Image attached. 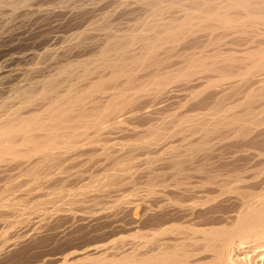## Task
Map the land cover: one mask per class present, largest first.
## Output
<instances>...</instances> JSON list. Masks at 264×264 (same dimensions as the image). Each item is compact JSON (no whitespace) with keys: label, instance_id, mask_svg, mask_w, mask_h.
I'll return each mask as SVG.
<instances>
[{"label":"bare ground","instance_id":"1","mask_svg":"<svg viewBox=\"0 0 264 264\" xmlns=\"http://www.w3.org/2000/svg\"><path fill=\"white\" fill-rule=\"evenodd\" d=\"M0 1V4H2L3 1L6 7L10 6L13 9L11 12L20 11L19 9H22L21 11L24 13L23 15L25 16V14H27L25 17H27L29 20L31 18L30 16L33 15L35 17V11L37 12V10L31 9L37 0ZM64 1L65 0L62 2ZM77 1L78 3L81 2L79 5L76 2L74 4V6L77 4V6H75L77 11L74 8V11L76 12L73 10H70L71 12H69L72 13V15H70L73 17V12L78 14L80 17L76 18L83 17V20L85 18L87 19L94 11V14L97 13L98 10L95 9L98 6H107L109 11H107L106 14L103 12L105 14L102 16V19L105 21H101L103 25L99 22V20V24L95 20L97 26L99 25L96 29V24L94 23L95 21L92 23L91 19V25H88V27H93V33L88 32L87 34L85 30H82V32L84 31L86 33L83 34V32L81 34L79 32L80 36L78 37V33H75L76 35L73 34L78 30L74 31V28H72L74 26H71L72 24H70L72 29L70 34L72 33V35L65 36L69 33V31L63 35V30L60 31L62 35H54L53 33L56 32V30L61 29V27L54 29L56 26L55 23L54 28H52V25L51 28L54 29L52 34L53 37L55 36L56 38L55 40L51 38L53 41L51 45L50 43L48 44V42H46V45H50L47 48L46 45L44 46V44L41 43L42 41L39 42V40L42 39L40 36L42 35L41 37H43L44 35V33H41L40 29L42 30L43 26H45L43 23L44 21L40 17H43L46 12L44 11L43 15L39 13L41 16H37L40 18L39 20H42L41 23H43V26L41 25L42 28L39 29L40 36L38 35L39 37L37 38L39 40L35 39V42L38 41V44L41 43V47L44 46L47 48L44 50V52H42L43 54H40L42 56L45 55L46 57L51 56V59L48 60L50 63L46 61L48 63L45 65L46 67L49 66V68L51 65H54L52 69H55V72L44 78V80L41 81L42 83L34 89L29 88L31 86H29L28 89H23V91L18 89L20 92L16 93L18 96H14L15 99H12L15 101V103H13V101V105L9 104L10 107H8V102L11 103L10 100L8 102L6 100H2V103L0 104V109L2 110V115H0V241L4 242L1 246L2 249L0 248V250H2V254L8 251L10 256V254L14 253L12 252L13 249L16 250L18 245L21 246V244L26 243V241L30 243L28 241V239L31 237L30 235H32V237L34 235L33 238L37 236H39V238L42 237V234L41 232L39 233V230L44 231L47 227L50 228V222L52 224V220H54L55 217L60 218L61 216L60 220L62 219V216L64 218L66 217L65 220L67 217L71 218L72 220L69 219V221H66L67 224L68 222H73L75 219L84 222L87 221V223L93 222L94 215L82 217L76 215L72 210L76 207V204L74 207L73 202L77 201L76 203L79 205L78 201H81L80 204H83V202L87 200L84 202L87 205V202L89 203L95 199V204L93 201L92 203L97 205V203L102 200L100 197L106 198V196L109 195L108 192L110 189L117 185V183L120 182L123 184L125 180L126 183H124V185L126 184L127 186V183L130 181H127L130 179L129 177L134 175L137 176V174H139L140 177L141 175H144L143 177H146L147 175V189L144 188L146 190H141V192H146V194H143L144 196L142 197L137 195L138 192L134 193L140 197L139 199L132 196L133 200L136 198V200L139 201V204L138 201H136L139 207L137 206V212L132 213L131 217L129 218L128 225H126L127 230L124 227L125 225L123 226L124 228H122L129 233V236H125L129 238L128 248L126 250H118L115 245H119L118 243H122V241H124L123 239L125 237L121 234L124 237L120 238L121 240L119 241L121 242H117V240H115V243L112 242L116 248H114L116 250L115 253H113L111 250L109 253L108 247H110L112 244L109 242L107 247L103 244L102 246L104 247L97 245L98 247L92 246L87 248L86 245H84L86 247L84 248L82 245L84 248L82 249V246L80 245V250H76L78 247L77 246L75 248L76 251L73 250V252H69L67 255L62 252L64 256H61L60 253L59 256H56L55 254V257L50 255L52 257L49 256L50 258H46L47 256L45 257L44 254L41 253L43 255L41 257H44V259H42L44 261L42 262L32 261V263H27L28 260H26V262H22L27 264H46L45 261L49 260L47 264H233L231 259L232 253L238 249L242 251L245 250L246 252V249H249V253L253 252L255 254L258 252L257 255L260 253V257L261 255L263 257L264 167L262 166H264V164L261 161H264V159L262 158V160L260 158V162L263 164L260 168L263 169H255L257 165L255 164L254 168L253 162H255V156L253 157L254 160L251 163L252 165H249V167L253 166L250 168L255 169V171L253 170L252 172V169H247L248 165H246V162L241 163L242 165H246V167L242 166L244 168L237 166L240 163H237V161L240 159L237 160L236 157L240 155H235L236 157L234 156V158L231 155L235 153L237 154V152L239 154V150H236V152H234V150L232 151L233 147L237 148L239 145L238 148L241 150L240 147L244 148L249 145L250 147H253L252 145L255 146L256 144L259 145V148L261 147V150L259 149L261 154L258 152L259 156L264 154V147L262 148L264 145V131L262 130L260 132V127L264 124V0ZM71 3L72 2L70 0V3L68 2V4L73 6V3ZM66 4L67 3L65 1L63 6L67 8L69 5ZM61 5L59 2L61 10H58L61 11V16L64 17L62 12L69 9L70 6L67 9L64 8L65 10H63V6ZM2 6L1 8L4 7ZM41 7H44L45 10H48V8L45 7V4H43V6L41 5ZM41 7L37 8L41 10ZM49 7H51V5ZM70 9L73 8L71 7ZM50 10H52V7ZM52 12L55 14V11H50L49 14H53ZM10 15L8 16L11 18ZM115 16H127V18L129 16L130 19L133 17V19H131L132 24L129 25L127 22H125L127 25H129L128 27L127 25L124 26L127 28L126 30L124 27H122L123 31L119 29L120 27L116 29L118 27L116 25L120 24H112L113 26H111V22L108 21V18ZM53 17L55 18V16ZM47 18L50 21L49 15ZM58 18L60 19V15ZM66 18L67 17H65V19ZM75 19L73 18L70 20V22ZM15 21H17V19ZM30 21H32V18ZM78 21L77 23L79 24L83 22L82 19L81 22ZM85 21L84 23L86 24L88 21ZM35 22L33 21L35 25H38V23ZM55 22H57V19ZM31 23L28 22V24ZM59 23H61V21L58 22L57 25ZM45 24L47 25L50 23ZM68 24L69 23L66 25L69 26ZM41 26H36V29L37 27L39 28ZM76 26L77 25H75V27ZM81 26L84 25H80L78 28ZM88 27H86V30ZM46 29L48 28L46 27ZM81 29L82 27L79 29V31ZM48 31L46 30V32ZM57 32L59 33V31ZM24 33L26 32H22L20 34L21 38L22 34ZM34 33L36 34L35 31L33 34ZM26 35L27 34L24 36ZM29 36L32 37L31 35ZM48 36L49 35L44 37ZM30 37L28 38L29 40L37 36L35 35L31 39ZM21 38L19 39L21 40ZM47 39L50 40V37L46 38L45 41ZM45 41L43 39V42ZM39 48L40 45L38 48L36 47V49ZM26 50L29 49L27 48ZM53 51H58L57 53H60L59 56L69 55L68 57L72 58L68 60H66L67 58L65 57L61 58V56L60 60L59 57L57 59L56 57L52 58ZM56 55L58 56V54ZM36 56H39V59L45 58L40 55ZM47 59L48 58L45 60ZM62 59H65V61H61ZM38 62L41 64V60ZM10 65L11 64L9 63V66ZM3 68L2 70L0 68V71H2L1 76L4 78V80H6L7 77L5 74L7 72L3 71ZM6 68L8 67L6 66ZM9 69L8 71H10ZM14 70L15 69H13V71ZM39 70L40 69L37 71ZM2 78H0V80ZM27 84H29V80ZM11 93L12 92H10V94ZM3 95L4 94L2 92V96ZM181 95H184L186 97L185 99L188 98L187 101L191 102V108L189 107L191 111L194 109L196 110V108L201 109L204 105L205 107L208 105L210 110L203 107L205 110L202 108V111L206 112V110H208L207 113L200 112L199 110L198 114H195L197 111L194 110L195 116H193L194 114H191L192 116L186 115L185 112L188 111H185L184 108L189 106L188 104L190 103L186 101L187 104H185L184 99L182 98L183 96L181 97ZM178 96L179 99L174 98ZM180 97L183 99H181V101H183V104L186 106L183 105V109L182 104L178 107H181L179 110L182 109V112L184 111L185 115L182 116L184 113H182L180 110V112H178L179 115L181 113V117L179 115V117H177L176 114L178 113L174 114L172 112H170V117V115H168L169 112H167V117H169L168 120H165V109L167 108V105H169V102L171 101L170 99L174 98L173 100L176 101L177 99L180 101ZM7 99H9V97ZM167 100L170 101L166 105V108H163L165 115H153L156 113V111L152 113L153 117H159V115L163 116L162 118L164 121L162 122L163 119L160 121L162 123L157 122L159 124L155 123L156 125H152L151 127L148 125L149 127L143 128L142 130L141 128H133L131 131L137 136L134 142H129L128 144L125 143V145L122 144L121 148L117 146L107 149L105 148L106 152L104 151L101 154L99 153L100 150H102L101 146L102 148L106 146H104V143H101L103 135L109 134L113 139L114 135L117 136V134H121V132L125 131L126 129L129 131V128H132V126L125 128L126 123H128L130 120H134L133 123L135 122L138 124V122L135 121L136 119L138 121L139 118L146 119L152 117L150 115L154 106L157 105V110H159L158 106H162L163 102L166 104L165 101L167 102ZM179 101H176V103ZM172 102L173 101H171V103ZM192 102L197 104V106L194 104L196 108L192 105ZM173 103L176 105L175 102ZM173 103L169 106L172 107ZM192 106L194 107L193 110ZM174 107L173 110L177 109ZM159 111L162 112L161 110ZM159 111H157V113ZM174 111L176 112V110ZM145 119L142 121H145ZM139 120L141 121V119ZM150 120L155 122L153 121V118ZM155 120H158V118H155ZM152 122L150 124H153ZM227 130H230L231 132H228ZM128 131L124 132L125 137L126 132L128 134ZM131 131H129V133ZM223 131H227L229 133L228 134L226 132L227 137L228 135H231L230 133L234 135L233 137L229 136L227 140L229 139L230 141L234 140V142H237V138H239L243 139L239 142H248H244V145L248 144L245 146H241L242 143L233 147L227 146L228 148L232 149H230V154L227 151L225 156L229 154L231 157H228L233 158L230 162L232 164L234 162L233 160L236 159L234 164L237 163V165L233 164L234 168L230 166V163H228L226 158L225 161H227V164L229 165L227 166L229 168L226 167V163L224 161L222 162H224L225 166L212 165L213 163L211 160L206 161V157L204 158V155H201V153H206L205 155L207 156V153H211L213 151L214 147L212 146L213 143H211V140L212 138H219L220 134H224ZM130 134H128V137L126 138L128 141ZM215 135L218 137L215 138ZM119 136L116 137V139L118 138L117 140H121ZM224 136L225 135H223V137ZM104 137H107L104 139V141L106 140L105 142H107V139H109V142L112 141H110L111 137L108 138L107 135ZM134 137L132 138L134 139ZM225 138H221V140L219 138V141H222L223 143ZM234 138L237 140L235 141ZM229 140L227 141L228 143H225L229 144ZM109 142L105 144H109ZM114 142L112 141L113 145L117 143ZM122 142L123 141H121V143ZM218 143L216 146L222 144L219 143L218 145ZM234 144L236 145V143H233V145ZM260 144H262V146ZM221 146L218 147L219 150L216 148L217 152L220 151L221 153L224 150H222L224 146L222 148ZM113 148L115 149L114 151H117V149L120 148L118 150L121 152L123 157L121 155L119 156L120 153L118 154V151L116 152L117 155L115 152L113 153V151L110 150H113ZM107 150L111 152H107ZM226 150L227 149L225 148L224 152H226ZM247 151L250 153V150ZM217 152L216 155H220V153L217 154ZM232 152L233 154H231ZM243 152H246V150H243ZM248 152L245 153L246 158H250V156L252 158V153L257 154L255 151H251L249 156ZM141 153H145L146 156L143 154L145 156L144 158L136 159L135 154H139L140 157V155H142ZM223 153H221V157L224 156ZM240 153H242V151ZM199 154L203 156L202 160L205 159L207 163L210 162L211 164H205L206 162L202 161L201 159L200 160L204 163H198L197 159H199ZM216 155L215 158H218ZM241 155L243 159L241 158L240 161H245L246 159L244 160V154ZM246 155H248V157ZM81 158L83 159L81 162H85V166L82 167L80 165L79 169H82V171L87 166L86 164L90 165L95 163L96 165V163L98 164L99 162H103V165H106V171L103 168L106 174L102 170L103 175L105 174L104 176H102V174H100V176L98 175L101 173L99 170L97 175H90L91 172L89 169H85L90 172V174L86 175L87 178L89 177L88 175H90L92 178L93 176H99L96 178V181H94L97 182V187L95 184V186L93 185L92 181L89 182L90 184L92 182V186L96 189L94 188L93 190L92 186L88 184L91 191L88 188L87 190L89 191H86V188L83 189L84 186H88L85 185L87 184L85 183L81 185L79 184L83 190H79L80 192L78 191V193L74 192L76 190H73V193L72 189L71 191L68 189L69 192L66 189V192L64 189L65 186L62 182L63 185L61 186H64L62 187L64 190H59L58 187V190L54 189L56 192L59 191L58 193H54L52 189L49 191L52 193H48V188H50L48 186H51L49 183H56L58 179L61 181L62 178H70L69 176H71L73 173H70L69 175L68 172H75V170L73 171V168L71 167L75 164L76 167L73 166L75 169L79 167V165L76 164H80L74 162L71 163L70 161L75 160V162H77V160L79 161ZM208 158L211 157L208 155ZM229 158L228 160L230 161L231 159ZM220 159L224 160V158ZM220 159L218 162L222 164ZM251 160L252 159H250V161L248 160V162H251ZM104 162H107V164L113 163L115 168L111 169V167H113L112 164L107 165ZM260 162L258 161V165ZM68 164L73 165L71 166ZM109 165L111 166L110 168ZM69 166L70 169H72L70 171L68 170ZM100 166V169H102L101 164ZM107 166L112 171H109ZM235 166L241 168H235ZM138 167H142L141 170L135 171V169ZM258 169L260 170L258 171ZM83 172L77 171V174L79 173L80 175ZM86 172H84V174ZM74 175V178L79 176L76 174ZM83 176H80L79 181V177L76 178V181L73 180V176L71 179L73 180V183H79L81 180L84 181L83 178L81 179ZM86 177H84V179ZM22 178H26V182L23 181L25 179L22 180ZM67 180L69 181L70 179ZM91 180H95V178ZM60 181L58 182L60 183ZM131 182L129 183L133 185L134 178H131ZM44 183H46V185L49 184L47 185L48 188L44 187L46 186ZM54 184L51 188L56 186ZM119 184L118 186H120ZM28 185L30 186L29 188ZM38 185H41L45 188V192L43 190L41 191H43L45 194V198L47 196V200L42 199L40 198V195H37L40 188L44 189L43 187L38 188ZM124 185H121L119 191H122L121 188ZM35 187L39 190L37 189L38 192L32 193L34 190H36ZM136 188L138 187L133 189L137 191L141 187L138 189ZM41 191L39 194H41ZM63 191H65L64 194L66 197L69 196L68 199L63 196ZM70 192L71 195H68ZM110 192H112V190ZM43 193L41 194V197H43ZM35 194L39 196L40 199H42L41 201L36 196L37 199L40 200V202H38L36 199L37 204H33ZM139 194L141 195L140 192ZM63 197L67 201H73L72 203L69 202L71 204L70 207L73 208H67V205L65 206V204H61L63 202H58L60 199L63 200ZM65 199L63 200L64 203L66 202ZM90 199L92 200L90 201ZM96 199L98 201L97 203L95 202ZM121 200H125V198ZM128 201L129 204L126 203L128 205L126 207H124L126 205L124 201H122L124 203L123 206V203H121L119 199L114 204H117L118 202L120 203L121 208L123 206L125 209H130V206L132 205L131 198ZM29 202H32L33 205L30 203L32 207H30ZM58 203L60 205H58ZM92 203H89V205ZM137 204L135 203V205ZM34 205L36 206L33 207ZM48 205H50V207ZM117 206L119 205L117 204ZM106 208L109 211V208L112 210L114 207L111 208L109 206V208ZM138 208H141V210ZM114 209L117 211L116 208ZM106 210H104L105 213ZM132 210L133 209L131 208L130 211L127 210L128 212H126L130 214ZM122 211L125 213L124 209ZM76 212H79L80 214L78 209ZM100 213L102 214V212ZM119 213L118 215H121ZM87 214L88 213L85 212V215ZM106 214L105 215L107 218V216L110 214ZM110 216H112V221L113 218L116 217H113L112 213ZM100 217L106 220L104 216ZM110 220L111 219L107 220V222L109 221L110 224L114 223L118 225L116 223L117 221L111 222ZM57 221L59 220L57 219ZM79 221L78 223H80ZM62 222H57V224L64 225L66 223L65 221V223ZM74 222H77V220ZM105 222L106 221H104V223ZM120 222L121 221H119V223ZM114 224L113 227L110 226L111 230L114 228L116 231H118V228H115L117 226L114 227ZM55 225H52V229ZM69 225L71 226L72 224L69 223L68 226ZM79 225L80 224H78V226ZM89 225L88 228L87 226L83 227L85 233V230L88 229L87 232L89 231ZM99 225V231L106 230L103 229L101 224ZM83 226H85V224H83ZM119 226V228L122 227L121 225ZM93 227L94 226H91L92 229H95L97 226L95 225V227ZM16 228L21 231H23V229L26 231L33 230V232L32 234L30 233V235H23L18 232L21 236H18L16 232L18 237L16 236L14 239L12 236L16 234L13 235L12 230L15 232ZM49 228H47V230ZM63 228L60 229L63 230ZM58 229L57 231H59ZM70 229L72 228H69V230ZM50 230H48V236L53 234V230L51 233ZM82 230L83 229H79V232H82ZM113 231L114 230H112V232ZM64 233L65 231H63V235ZM24 234H28V232ZM54 234L53 237L57 236V234H55V236ZM116 234L120 233L116 232ZM109 235H111V232ZM101 236L103 235H100V238H102ZM43 237L46 238L47 235ZM43 237L41 239L42 243ZM96 237L98 236L96 235ZM117 237L119 238V235ZM2 238L4 241H2ZM31 240L32 239L30 238V241ZM33 240L32 242H34ZM36 240L39 242L38 238ZM45 242L46 241H44V243ZM40 243H35V245L38 246L37 244ZM122 244L124 245L125 243ZM32 245L35 246L34 244ZM114 245H112V247H114ZM39 247L41 249L40 245ZM29 248L31 249V247ZM22 249H24V252L25 244ZM37 251L39 250H36V252ZM29 253L27 252L28 255H30ZM36 254H34L33 257H37ZM14 256H16V254H14ZM24 256H22V258ZM8 260L10 261V259ZM12 260H14V258H12L11 261ZM18 260L19 262L17 263L21 264V259L18 258ZM5 262H7V260Z\"/></svg>","mask_w":264,"mask_h":264},{"label":"rangeland","instance_id":"2","mask_svg":"<svg viewBox=\"0 0 264 264\" xmlns=\"http://www.w3.org/2000/svg\"><path fill=\"white\" fill-rule=\"evenodd\" d=\"M51 1H52V2H51ZM51 1H50V0H44V1H43V0H37V2L34 3V6H33L31 9H33V10H37V12L35 11L36 14H34L35 17H34L32 14H30V15H32V16L28 15V16H30V17L32 18V21H30L31 18H30V20H29L27 17H25L27 14H25V16L23 15L24 13H23V11H21L22 9H19L20 11L11 12L13 9H12L10 6H9V7H6L5 4L3 3V1H2V4H3L4 7L2 6V4H0V36H1V37H0V68H1V70H2V68L4 67V68H3V71H6V72H7V73L5 74V76L7 77V79L4 80V78H2V76H1V75H2V71H0V72H1V73H0V78H2V79L4 80V81H3L2 79L0 80V86H1L0 88L2 89V90L0 89V104L2 103V100H3V101L6 100L7 102L10 100L11 103L8 102V107H10L9 104H10V105H13V103H15V101L12 100V99H15L16 95L18 96V94H16V93H19V92H20L18 89H20L21 91H23V89H26V88L28 89L29 86H31V87H29V88L34 89V88L38 87V86L42 83L41 81H43L44 78H46L47 76H49V74H53V73L55 72V69H52V67H53L54 65H51L50 68H49V66L46 67V65H45V64H47L48 62L50 63V61H48V60L51 59V56H50V57H46L45 55H43V56L41 55V54H43L42 52H44V50H46V49L48 48V46H50V45L52 44V42H53L52 39L55 40L56 37H55V36L53 37V34L56 35V36H58L57 34L62 35V33H63V35H64V33L66 34V33L69 31V33H68L67 35H65V36L72 35V33L70 34V32H72L71 26H74V27H72V28H74V31L78 30L77 32H74V31H73V32H74V33H73L74 35H76L75 33H78V34H79V35L77 34L78 37L80 36V33L82 34V33L84 32V31L82 32V30H85V31L87 32V34H88V32H90V33L92 32V33H93V30H94L93 27H92V26H89V27H88V25H91V19H92V23H93V21L96 20L97 23L99 24V22L101 23V21H105V20L102 19V16H103L104 13L106 14L107 11H109V8H107V6L105 7L104 5H102V6L104 7V8H103V7H100V6H101V5H100V6H98V7L95 9V10H98L97 13L94 14V12H95V11H94V12L92 13L93 15L91 14L87 19L85 18V19L83 20V17H81V18H76V17H80V16H79L78 14L74 13V12L77 11V9H76V7H75V6H77V4L74 6L75 2L78 3L77 0H76V1L74 0V2H73V0H71V2L73 3V4H72V3H71V4H72L73 6H71L70 4H68V2L70 3V0H65L66 3L70 6V8L72 7L73 9H70V8L67 9L69 6H67V8H66L65 6H63V5L65 4V1L62 2L63 0H60V1H59V0H58V1H57V0H54V1L51 0ZM79 1H80V0H79ZM0 2H1V1H0ZM44 2H46V3H44ZM54 2H55V3H54ZM59 2H60V5H61V2H62V5H61V6H63V7H62L63 10H65L64 8L67 9V10H65V11L62 10V11H63L62 14L64 15V17L61 16V13H60L61 11H59V10H61V9H60V6H59ZM48 3H49V4H48ZM79 3H81V2H79ZM79 3H78V5H79ZM43 4H45V7H47L48 10H50L51 7H52V10H50V11H55V14H56V12L58 11V12H57L58 15H57V14L55 15L54 12H52L54 15H53V14H49L50 11L47 12V11H48L47 9L45 10L44 7H41V5L43 6ZM53 4H54V5H53ZM67 4H66V5H67ZM38 5H39V6H38ZM50 5H51V7H49ZM56 5H57V6H56ZM1 6H2L4 9L1 8ZM7 6H8V5H7ZM53 6H55V7H53ZM37 7H41V10H39V8H37ZM57 7H58V8H57ZM42 8H43L44 10H43ZM49 8H50V9H49ZM74 8L76 9V11H74ZM98 8H100V9H98ZM58 9H59V10H58ZM101 9H102V10H101ZM105 9H106V10H105ZM107 9H108V10H107ZM38 10H39V11H42V12H39ZM70 10H71V11H72V10L74 11V12H73L74 17L71 16L72 13H70V12H71ZM2 11H3V12H2ZM44 11L46 12V14L44 13L46 16L43 15V12H44ZM66 11H67L68 13H67ZM69 11H70V12H69ZM20 12H21V13H20ZM103 12H104V13H103ZM1 13H2V14H1ZM14 13H15V14H14ZM39 13H41V15H43V17H42L41 15H39ZM59 13H60V14H59ZM66 13H67V14H66ZM10 14H11V15H10ZM68 14H69V15H68ZM70 14H71V15H70ZM105 14H104V15H105ZM6 15H7V16H6ZM8 15H10L11 18H10ZM37 15H38L39 17L41 16L40 18L44 21L43 23H44V25H45L48 29H46V27L43 26V23H41L42 20H39L40 18H39ZM48 15H49V18H50V21H51V22H50L49 19L47 18ZM51 15H52V16H51ZM59 15H60V19L62 18L61 20L58 18ZM65 15H66V16H65ZM76 15H77V16H76ZM95 15H96V16H95ZM2 16H3V17H2ZM4 16H5V17H4ZM15 16H16V17H15ZM36 16H37V17H36ZM53 16H55V18H54ZM70 16H71V17H70ZM92 16H93V17H92ZM94 16H95V17H94ZM17 17H18L19 19H18ZM65 17H67V18L69 17V18H68V19H67V18L65 19ZM90 17H91V18H90ZM96 17H97V18H96ZM3 18H5V19H3ZM9 18H10V19H9ZM45 18L47 19V21H46ZM53 18H54V20H53ZM63 18H64V20H63ZM73 18H74V19L76 18V19H75L76 21L73 20V21L70 22V20H72ZM7 19H8V20H7ZM16 19H17L18 22L15 21ZM34 19H35V20H34ZM44 19H45V20H44ZM56 19H57V22H55ZM77 19L80 20V21H78ZM81 19H82L83 22H82L81 24L77 23V21H78V22H81ZM110 19H111V20H110ZM117 19H118V20H117ZM131 19H133V17H131ZM131 19L129 18V16H128V18H127V16H121V17L115 16V17L108 18V21L111 22V24H110L111 26H113L114 24H115V25H116V24H120V25H116V26H118L117 28H116L115 26H114V27H115L116 29H118V28L120 27L119 29L122 30V27H124V26L127 25L125 22H127L129 25L132 24V23H131ZM2 20H3V21H2ZM24 20H25V21H24ZM38 20L40 21V23H39ZM65 20H66V22L68 21L67 23H69V24H68L69 26L66 25L67 23L65 22ZM85 20L88 21L86 24L84 23ZM98 20H99V22H98ZM129 20H130V21H129ZM6 21H7L8 23H7ZM10 21H11V22H10ZM33 21H34V22L36 21V22L38 23V25H37V24L35 25V24L33 23ZM60 21H61V23H62V22H63V23H62V24L59 23V24H60V26H59V24L57 25V23L60 22ZM74 21H75V22H74ZM86 21H85V22H86ZM96 21H95L94 23L96 24V25H95V28L97 29V27H98L99 25L97 26ZM116 21H117V22H116ZM120 21H121V22H120ZM128 21H129V22H128ZM28 22H29V23L32 22V23H31L32 26H31V24H28ZM36 22H35V23H36ZM89 22H90V23H89ZM113 22H114V23H113ZM19 23H20V24H19ZM21 23H22V24H21ZM24 23H25V24H24ZM45 23H50V24H47V25H48V26H47ZM51 23H53V24H51ZM55 23H56V26H57V27L55 26V28H54ZM64 23H66V24H64ZM76 23H77V24H76ZM121 23H122V24H121ZM63 24L65 25V27H64ZM70 24H72V25L70 26ZM74 24L77 25V26L75 27ZM101 24L103 25V23H101ZM104 24H105V22H104ZM112 24H113V25H112ZM1 25H2V26H1ZM7 25H8V26H7ZM24 25H25V26H24ZM39 25H40V26L42 25L43 28H42V26L39 27V28L37 27V29H38V32H37L36 26H39ZM51 25L53 26L52 28H54V29H58V28H60V27H61V29H58V30H56V32H54V31H53L54 29L51 28ZM80 25H84V26H81L82 29L79 31V29H80L81 27L78 28V26H80ZM129 25H127V27H128ZM16 26H17V27H16ZM58 26H59V27H58ZM66 26H67V27H66ZM85 26L89 28V29L87 28L88 31L86 30V27H85ZM100 26H101V25H100ZM25 27H26V28H25ZM44 27H45V29H44ZM49 27H50V28H49ZM62 27H63V29H62ZM91 27H92V31H91ZM6 28H7V29H6ZM10 28H12V29H10ZM18 28H19V31H18ZM27 28H28V29H27ZM31 28L36 32V34H35V33L33 34L34 31H33ZM40 28H42L43 31H42ZM64 28H66V29L68 28L69 30L67 29V31H66V29H64ZM83 28H84V29H83ZM124 28H125V30L127 29L126 27H124ZM124 28H123V29H124ZM3 29H4V30H3ZM14 29H15V30H14ZM16 29H17V30H16ZM35 29H36V30H35ZM39 29H40V31H41L42 34L44 33L43 37H44V36H47V35H49V36H48V37H44V38L41 37L42 35H41V36L39 35V34H40ZM51 29H52V30H51ZM96 29H95V31H96ZM46 30H47V31H48V30H49V31L51 30V31H50V32H49V31L46 32ZM62 30H63V31H62ZM17 31H18V32H17ZM52 31H53L54 33H53ZM57 31H59V33H58ZM60 31H62V33H61ZM95 31H94V33H95ZM122 31H123V30H122ZM8 32H9V33H8ZM19 32H20V33H19ZM22 32H26V33L22 34V38H21V37H20V34H21ZM27 32H30L31 34H30V33H27ZM79 32H80V33H79ZM86 32H84L83 34H85ZM96 32H97V31H96ZM7 33H8L9 35H8ZM45 33H46V35H45ZM49 33H50V34H49ZM52 33H53V34H52ZM90 33H89V34H90ZM10 34H11V35H10ZM25 34H27L28 36H27V35H26L27 37L24 36ZM51 34H52V35H51ZM3 35H4V36H3ZM29 35H31L32 37L36 35L37 37H33V38H32V37H30ZM38 35L40 36V38H42L41 40L37 39V38L39 37ZM5 36H6V37H5ZM9 36H10V37H9ZM83 36H84V35H83ZM2 37H3V40H2ZM25 37H26V39H25ZM29 37H30V39H31V38H32V39L29 40V39H28ZM49 37H50V40L47 39V40L45 41V39H46V38H49ZM15 38H16V39H15ZM19 38H21V40H20ZM51 38H52V39H51ZM66 38H67V37H66ZM4 39H5V40H4ZM18 39H19V40H18ZM22 39H23V40H22ZM27 39H28V41H27ZM35 39L39 40V42L42 41L41 43H43L44 46L47 44L46 42H48V44L50 43V45H46V47H47V48H46V47H44L43 44H42L43 47H41V43L38 44V41L35 42ZM43 39H44L45 42H43ZM11 40H12V41H11ZM3 41H5V42H3ZM50 41H51V42H50ZM13 43H14V44H13ZM35 43H36V45H35ZM12 44H13V45H12ZM33 45H34V46H33ZM39 45H40V48H39V49H36V47L38 48ZM4 46H5V47H4ZM26 47H27L30 51H29V50H26V49H27ZM30 47H31V48H30ZM32 47H33V48H32ZM12 48H14V49H12ZM21 48H22V49H21ZM44 48H45V49H44ZM24 50H25L26 52H25ZM39 50H40V51H39ZM11 51H12V52H11ZM27 51H29V52H27ZM57 52H58V51H57ZM57 52H56V51H53V52H52V58H53V57H54V58L56 57V59H57V58L59 57V60H60V56H61V58H62V57H63V58H64V57L67 58L66 60L72 58V57H68L69 55H66L67 57H66L65 55H60V56H59L60 53H57ZM18 53H19L20 55H19ZM24 53H25L26 55H25ZM35 53H36V54H35ZM40 53H41V54H40ZM53 53H54V54H53ZM34 54H35V55H34ZM56 54H58V56H57ZM14 55H15V57H14ZM36 55H40V56H42V57H45V58H42V59H44V60H45L46 58H48V59L44 61V60H42L41 58L39 59V56H36ZM10 56H11V57H10ZM18 56H19V57H18ZM12 57H13V58H12ZM34 57H35V58H34ZM31 58H32V60H31ZM19 59H20V60H19ZM23 59H24L25 61H24ZM7 60H8V63H7ZM10 60H11V61H10ZM12 60H13V61H12ZM15 60H16V62H15ZM40 60H41V64H42V65L39 64V62H38V61H40ZM4 61H6V62H4ZM46 61H48V62H46ZM61 61H65V59H62ZM1 62H2V63H1ZM14 62H15V64H14ZM36 62H37V63H36ZM43 62H44V63H43ZM45 62H46V63H45ZM5 63H6V64H5ZM9 63H10L12 66H11V65L9 66ZM2 64H3V65H2ZM5 65H6L8 68H6ZM38 65H39V66H38ZM40 65H41V67H40ZM31 66H33L34 68L31 67ZM12 67H13V69H15L14 71H13ZM28 67H29V68H28ZM43 67H44V68H43ZM55 67H56V66H55ZM9 68H10V69H9ZM17 68H19V69H17ZM32 68H33V69H32ZM35 68H36V69L38 68V69H40V70L37 71L38 69L36 70ZM42 68H43V69H42ZM48 68H49V69H48ZM8 69H9L10 71H8ZM16 69H17V70H16ZM34 69H35V70H34ZM11 70H12V71H11ZM32 70H34V71H32ZM43 70H45V71H43ZM15 71H16V72H15ZM19 71H20V72H19ZM36 71H37V72H36ZM42 71H43V72H42ZM52 71H53V72H52ZM10 72H11L12 74H11ZM14 72H15V73H14ZM17 72H18V73H17ZM25 72H26V73H25ZM9 73H10V74H9ZM13 73H14L15 75H14ZM8 74H9V75H8ZM26 74H27V75H26ZM3 75H4V74H3ZM7 75H8L9 77H11V78H9ZM10 75H12V76H10ZM24 75H25V76H24ZM6 77H5V78H6ZM14 77H15V78H14ZM20 77H21V78H20ZM23 77H24V78H23ZM27 77H28V78H27ZM8 78H9L10 80H9ZM19 78H20V80H19ZM28 80H29V84L31 83L30 85L27 84V83H28ZM37 81H38V83H37ZM1 82H2V83H1ZM23 82H26V83H23ZM4 83H5V84H4ZM1 84H2V85H1ZM17 84H19V85H17ZM26 84H27V85H26ZM20 85H21V86H20ZM2 86H3V88H2ZM16 86H17V89H16ZM18 86H19V87H18ZM22 86H23V87L25 86V87L23 88ZM11 87H12V89H11ZM13 87H14V89H13ZM21 88H22V89H21ZM8 90H9V91H8ZM13 90H14V91H13ZM16 90H17V91H16ZM5 91L7 92V94H6ZM2 92H3V94H4L3 96H2ZM10 92H12L13 95H12V93L10 94ZM9 94H10V95H9ZM8 95H9V96H8ZM14 96H15V97H14ZM182 96H183V97H182ZM8 97H9V99H7ZM10 97H11V98H10ZM12 97H13V98H12ZM181 97L184 99L185 104H187L186 101H187L188 98L185 99L186 97H185L184 95H181ZM181 97H180V101L176 99V101H179L178 103H176V101L173 100V99H174V98H178V99H179V96L170 99L171 101L175 102L177 106H176L173 102H172V103H173L172 107L169 106L170 104H172L170 100H169L170 102H169L168 100H167V102L165 101L166 104H164V102H163V105L160 104V105H162L163 107H162V106H158V109L161 110L163 113L160 112L159 110H157V105H155L154 108L152 109L153 111L151 110V115H150V116H152V113L155 112V111H156V113L153 114V115H156V114H157V116H158V114H161V115L164 114L165 112L163 111V110H164L163 108H166V105H167L168 102H169V105H167V108L165 109V111H166V113H165L166 115L164 114V115H165L164 117H166L165 120H168V117H169V116L167 117V112H169L168 115L171 114L170 112H172V113H174V114L178 113V114H176L177 117H179V116L181 117V113H180V115H179V112H180V110H181V112H182L183 105H185V104H183V101H181V99H182ZM183 99H182V100H183ZM13 101H14V102H13ZM12 102H13V103H12ZM187 102H189V101H187ZM189 103H190V104H188L189 106H186V105H185V106L188 107V108L191 106V102H189ZM192 103H193V102H192ZM179 104H180V105H179ZM181 104H182V109L179 110V108H181V107H178V106H181ZM194 104L197 106L196 103H193L192 105L194 106ZM158 105H159V104H158ZM164 105H165V106H164ZM174 106L177 108V109H174V110H176V112L173 110V107H174ZM193 106H192V110L194 109V107L196 108V106H194V107H193ZM202 106H203V105H202ZM155 107H156V108H155ZM169 107H171L172 109L169 108ZM175 107H174V108H175ZM186 107H185V108H186ZM200 107H201V105H200ZM203 107L206 108V109H208V110H210V109H209L210 107H209L208 105H207V107H205V105H204ZM203 107H202V108H203ZM185 108H184V110H185V111H188V112H185V113H186V115H189V116H190L191 114H194L195 111H197V113L195 112V114H198V111H199V110H200V112H204V113H207V111H208V110H206V112H205V111H202L204 108H203V109H202V108L200 109L199 107H198L199 109H197V108H196V110L194 109L195 111H194V110L191 111V110H190L191 107L189 108V110H188V108H186V109H185ZM154 109H155V110H154ZM0 110H1V109H0ZM170 110H171V111H170ZM204 110H205V109H204ZM157 111H159L160 113H159V112L157 113ZM178 111H179V112H178ZM189 111H191V112H189ZM1 112H2V110L0 111V113H1ZM200 112H199V113H200ZM182 113H184V111H183ZM185 113H184L182 116H184ZM195 114H194L193 116H195ZM201 114H202V113H201ZM0 115H2V113H1ZM161 115H159V117L154 116L155 118H158L159 121H158V120H155V118H154L153 116H152V117H149V118H146L147 121H146L145 118H139V119H141V121H140L139 119H138V121H137V119H136L135 121L138 122V124L135 123V122L133 123L134 120H130V121L128 122L129 125H128V123H126V127H125V128H129V126H132V128H129V129H130L129 131H131L133 128H137V129H140V128H141V130H142L143 128H147V127H149V126L151 127L152 125L155 126V125H156L155 123L160 122V121L163 119V118H162L163 116H161ZM172 115H173V114H172ZM178 115H179V116H178ZM199 115H200V114H199ZM160 116H161V119H160ZM174 116H175V115H174ZM191 116H192V115H191ZM196 116H197V115H196ZM170 117H171V115H170ZM152 118H153V121H155V122H152V120H150V119H152ZM144 119H145L146 122H145V121H142V120H144ZM148 120H149V121H148ZM163 121H164V119L162 120V122H163ZM139 122H140V123H139ZM141 122H143V123H141ZM151 122H152L153 124H150ZM162 122H160V123H162ZM144 123H145V125H144ZM147 123H148V124H147ZM139 124H140V125H139ZM157 124H159V123H157ZM127 125H128V126H127ZM136 125H137V126H136ZM138 125H139V126H138ZM142 125H144V126H142ZM148 125H149V126H148ZM145 126H146V127H145ZM263 126H264V124L260 127V132H261L262 130L264 131ZM125 131H128V129H126ZM125 131L121 132V134L123 133V134H122L123 136H122L121 134H117V136H119V135L121 136V137L119 136V138H121V140H117V139H118V138L116 139L117 136L114 135V136H115V142H117V143L114 142V136H113V135H112V136H113V139H112L111 135L106 134V135L108 136V138L111 137V138H110V141L112 140V141L115 143L114 145L112 144V141H111V142L108 141L109 139H107V142H109V144H105V143H107V142H105L106 140L104 141V139L107 138V137H104V136H106V135H103V136H102L103 138L101 137V138L103 139V142H102V139H101V143H104V146H105V145H106V146L103 147V148H102V146H101V149H102L103 151L100 150L99 153L101 154V153L104 152L107 148H111V147H113V146H115V147L117 146V147H120V148H121V147H122V144L125 145V143L128 144L129 142H134L135 138H137V136L135 135V133H133V132L131 131L130 133L133 134V135H131V134L129 133V131H128V134H130V135H129V141H128V139H126V138L128 137V134H127V132H126V137H125V133H124ZM224 131H225V130H224ZM224 131H223V132H224ZM227 131H228V132H231L230 130H227ZM227 131H226V132H227ZM258 131H259V130H258ZM226 132H224V134H223V135H225L224 137H223L222 134H220V137H219L220 140H221V138H225V137H226V138L224 139V141H223V143H224L225 145L222 143V141L220 142V141H219V138H217L218 136L216 137V135H215L214 137L217 138V139L212 138V140H211V143H213V145H212V144H211V145L214 147V148H213V151H212L211 153H210V152L207 153V156L205 155L206 153H204V154L201 153V155H204V158L206 157V158H205L206 161H210V160H211V162L213 163L212 165H215V166H221V165L225 166V165H224V162H225V163H226V167H228L229 165L227 164V161H228V163H230V162L232 161V159L234 158L235 155H240V156H237V157H239V158H237L236 156H235V157H236L237 160H239V159L241 160V158H242V155H241V154H244V155H243V156H244V160H245V159H246V160H245V161H240V160H239V161H237V163L240 162L239 164H241L242 162H244V163L246 162V165H248V166H247V167H248L247 169H252V170H251L252 172H253V170L255 171V169H257V168H260V167L264 164V161H261L262 158L264 159V157H263L264 154L261 155L262 157L259 156V154H261V151H259V149L261 150V147L259 148V147H258V146H259L258 144H256L255 146L252 145L253 147H250V145H249V146H246V147H244V148H243V147H240V148H241V150H240V149L238 148V147H239L238 144H241V143H242L241 146H243L245 141H243V142H242V141L239 142L240 140H243V139H239V138H237V139H238V140H237V139L234 138L235 141L237 140V142H234V140H232V139H233V138H232V139H231L232 141H230V140L228 139V140H229L230 142H232V143L229 142V144H226L225 142L228 141L227 138H228L229 136H230V137H233V136H234L232 133H230L231 135H228V137H227V133H228V132H227V133H226ZM228 134H229V133H228ZM134 135H135V137H134ZM124 137H125V138H124ZM130 137H131V138H130ZM132 137H134V139H133ZM123 139H124V140H123ZM125 139H126L127 142L125 141ZM130 139H131V140H130ZM132 140H133V141H132ZM213 140H214V142H213ZM226 140H227V141H226ZM118 141H119V142H118ZM121 141H123V142L121 143ZM218 142H219L220 144L222 143L221 145H223L224 148H222L223 146L219 145ZM118 143H119V144H118ZM120 143H121V144H120ZM214 143H215V144H214ZM217 143H218L219 146H221L222 150H223V149L225 150V148L227 149L226 152H224V150H223V151L221 150V151H222L221 153L224 152V153H223V154H224L223 157H221L222 155H221L220 151L217 152V150H216V148L219 150V148H218L219 146H216ZM227 143H228V142H227ZM233 143H236V145H235V144L233 145ZM245 143H248V142H245ZM111 144H112V145H111ZM237 145H238L237 148H234V147H233V146H237ZM245 145H248V144H245ZM245 145H244V146H245ZM260 145L262 146V144H260ZM227 146H231V147H233V149H232V148H228ZM115 147H114V148H115ZM254 147H255V148H254ZM257 147H258V149H257ZM263 147H264V145L262 146V148H263ZM105 148H106V149H105ZM114 148H113V150H112V149H110V150L113 151V153L115 152L116 155H117L116 152L118 151V154L120 153L119 156H120V155L122 156L121 152H119V150H118V149H120V148H118L117 151H114V150H115ZM221 148H220V149H221ZM242 148H243V149H242ZM253 148H254V151H255L257 154H258V152H259L258 156H257V154H255V153H254V154H253V153L251 154V151L254 152V151H253ZM230 149H232V151L234 150V152H236V150H239V154H238V152H237V154H236V153L233 154V152H232L231 154H233V155H231V156H232L233 158H229V157H231V156L229 155L230 152H231ZM251 149H252V150H251ZM243 150H244V151L246 150V152H248L247 150H250V153H249V152H248V153H249V156H250V154L252 155V158H251V156H250V158H246V157H245V153H246V152H243ZM111 151L107 150V152H111ZM227 151H228L229 154H227V155H226L227 157H226L225 154L227 153ZM241 151H242V153H240ZM105 152H106V151H105ZM216 152H217V154L220 153V155H216ZM262 152H263V151H262ZM99 153H97V154H99ZM137 153H139V152H137ZM248 153H247V154H248ZM263 153H264V152H263ZM108 154H109V153H108ZM115 154H112V155H115ZM141 154H142V155H140V157L142 156L141 158L139 157V154H137V155L135 154V156H136L135 158H136V159H138V158H139V159H142V158H144V157L146 156L145 153H141ZM143 154H145V156H144ZM211 154H212V156H211ZM199 155H200V154H199ZM201 155L199 156V159H197V160H198L197 162L200 163V164L206 162L204 158H203L204 160H202V157H203V156H201ZM208 155H209V157H211V158H208ZM215 155L218 156V158L216 157L217 159L215 158ZM137 156H138V157H137ZM219 156H220V158H224V160L220 159ZM228 156H229V157H228ZM246 156L248 157V155H246ZM254 156H255L256 158H255ZM85 157H86V156H85ZM85 157H84V159H85ZM122 157H123V156H122ZM200 157H201V158H200ZM212 157H213V158H212ZM253 157H254L255 160L253 159ZM257 157H259V158H257ZM82 158H83V157H82ZM82 158L79 159V161L77 160V162H75V160H74V161H73V160L70 161L71 163H72V162H74V163H80V164H76V165H79V167L77 166L78 168H75V169H74V167H76L75 164H74V165L72 164L74 167H73L71 164H68V165H71V166H72L71 168H73V171L75 170V172H72V171H71V172H68L69 175H70V173H73V174H71V176H69L70 178H67V179H70L71 181H70V180L68 181L66 178H65L66 180L62 178L61 181H60V179H58V181H60V183H59L57 180H56V181H57L59 184H58L57 182H56V183H55V182H53V183H49V184H51V186H48V187H50V188L47 187V185H49V184L46 185V183H44V185H46V186H44V187H45V188H46V187L48 188V193H52V192H49L50 189H52V191H53L54 193H58L59 191H58V192L54 191V189H55V190H56V189L58 190V187H59V190H61V189L64 190V189H65V191H66V189H67V191H68V189H69V190L71 191V189H72V192H73V190H76V191H74V192H77V193H78L79 190H83L84 188H86V191H89V190L91 191V189H89V185L92 186V182H93V185H94V184L96 185L97 182H94V181H96V178L99 177L100 174H102V176H104V175L106 174V173H105V171H106V169H105V168H106V165H105V164L103 165V162H101V163L99 162L98 164L96 163V165H95V163H94V164H90V165L86 164L89 168L86 166L85 169H87V170L89 169V171L91 172V174H90L89 171L83 169V171L85 170L84 172H86V171L88 172V173L86 172V173L84 174V172L82 171V169H79V168H80V165H81L82 167L85 166V162H84V161H83L84 163L81 162V160H83ZM207 158H208V160H207ZM225 158L227 159V161H225V160H226ZM228 158L231 159V160L229 161ZM260 158H261V159H260ZM136 159H135V160H136ZM200 159H201L202 161H204V162H202ZM219 159H220V161H221L222 164H220V162H218ZM236 159L233 160V161L236 162ZM242 159H243V158H242ZM247 159H248L249 161H250V159H252V160H251V162H248ZM256 159H258V160H256ZM259 159H260V160H259ZM263 159H262V160H263ZM212 160H213V161H212ZM215 160H216L217 162H216ZM253 160L255 161V162H253V163H254V164H253V165H254V168H255V164H256L257 166H259V167L256 166L255 169L250 168V167H253V166H250V167H249V165H252L251 163H252ZM199 161H200V162H199ZM222 161H224V162H222ZM258 161H259V162L261 161L263 164L260 162V164L258 165ZM201 162H202V163H201ZM234 162H233V164H234ZM247 162H248V163H247ZM256 162H257V163H256ZM81 163H82V164H81ZM104 163L107 164V162H104ZM209 163H210V162H209ZM209 163L206 162L205 164H209ZM215 163H216V164H215ZM218 163H219V164H218ZM237 163H235L234 165H237ZM244 163H243V164H244ZM249 163H250V164H249ZM83 164H84V165H83ZM100 164L102 165V169H100V168H101ZM108 164H112V166H113V167H111V166L109 165V168H110V167H111V169H112V168H115L113 163H108ZM108 164H107V165H108ZM210 164H211V163H210ZM217 164H218V165H217ZM231 164H232V163H230V166L233 167V164H232V165H231ZM239 164H238L237 166H241V167L244 166V167H246L245 164H244V165H242V164L239 165ZM91 165L94 166V167L96 166V167L94 168V167H92ZM98 165H99V167H98ZM227 165H228V166H227ZM90 166H91V169H90ZM103 166H104V167H103ZM237 166H235V168H241V167H237ZM82 167H81V168H82ZM232 167H230V168H232ZM244 167H242V168H244ZM262 167H264V166H262ZM92 168H93V169H92ZM97 168H99V169H97ZM103 168L105 169V171L103 170ZM107 168H108V166H107ZM109 168H108V170H109V171H112V170H110ZM141 168H142V167H138V168L135 169V171H137V170L140 171ZM228 168H229V167H228ZM233 168H234V167H233ZM76 169H77L78 172L81 171V172H83V173H81L80 175H79V173L77 174ZM260 169L262 170L263 168H260ZM260 169H258V171H259ZM68 170H69V171L72 170V169H70V166H69V169H68ZM95 170H96V171H95ZM98 170H99V172L101 171V173H99ZM102 170H103V172L105 173L104 175H103V173H102ZM109 171H107V172H109ZM248 171H249V170H248ZM256 172H257V171H256ZM68 173H67V174H68ZM98 173H99V174H98ZM74 174L79 175V176H78L79 178L76 176V178H78V181L80 180V176H81V175H82V176L85 175V176L81 177V179L83 178L84 181L81 180L79 183H77V182H74V183H73V180L76 181V178H74V177H75ZM87 174H90V175H92V174H93V175H97V174H98L99 176H97V177H96V176H95V177L93 176V178H95V180H91V179H93V178H92L90 175H88V176L91 178V179H90V178L88 177V178H89V179H88V178L86 177ZM65 176H68V175H65ZM72 176H73V178H74L73 180L71 179ZM134 176H135V177H134ZM134 176L129 177L130 179H128V180L126 179L127 181L130 180L129 182H131V178H132V179L134 178V183H133L134 186L131 184L132 182H131V183L128 182V183H127V186H126V184L124 185V183H126L125 180H124V183H123V184L120 183V182H119L120 184L117 183V185H115L112 189H110V191L112 190L113 193L109 191V192H110V193L108 192L109 195L106 194V195H108L109 197H108V196H106V198H104V197H100V198H102V200L100 199L101 201H99V199L97 198L99 202H98L97 199H96L95 202H96V203H97V202L99 203V204L97 203V205H94V204H95V203H94V200H95V199H93V200L90 199V201L92 200L94 204H93L92 201H91V202H89V203H92V204L89 205V203L87 202V205H86V203H84V202H86L87 200H85V201L83 202V204H80L81 201H78V203H79V205H80V206H79V205L76 203L77 201H75V202L72 201L74 207H75V204H76V207H75V208L70 207L71 204H70L69 202H71V201H69V200L67 201V200H66V199H68L69 196L66 197L65 194H64L65 191H63V194H64L63 196L66 197V199L63 197V200L65 199L66 202L64 203V201L61 200V199L58 200V202H59V201H60L59 203L63 202V203H61V204H65V206L67 205V208H68V207H69V208H73V209H72L73 212H75L76 215H79V217H80V216L82 217V216L94 215V221H93L94 223H93V222H88V223H87V221H85V222H86V223H85L84 221H79L78 219H75V220H77V222H74L75 220H73V222H72V221H71V220H72L71 218H68V217H67V219L65 220L66 217L64 218V217L62 216V219H63L65 222H66V221H69V219H71V220H70L71 222H68V224L70 223V224H72V225H71V226H70V225L68 226L67 222L65 223L62 219L60 220L61 216H60V218H59V217H55V218H57L60 222L57 221V219L54 218V220H52V224H51V222H50L51 227H50V228L47 227V228H49L48 230L51 229V230H50V233H51L52 230H53L52 233H53V234H54V233L57 234V236H55V234H54L55 237H53V234H52V235L50 234L51 237L48 236V235H49V232H48L47 228L44 230V231H46L47 233L44 232L43 230H41V231L39 230V233L41 232V234H42L41 236H42V237L47 235L46 238L43 237V243H44V241H46V242L44 243L45 245L42 243V240H41L42 237H40V238H39V236L35 237L36 239H37V238L39 239V242H38L35 238H33L34 235H33V237H32V235H30V233L32 234L33 230L26 231L25 229H23V231H21V230H19L18 228H16V231H15V232H13V230H12L13 235L16 234V232H17L18 236H19L20 234H23V235H30L31 237H30V236H28V237H30L32 240L34 239L33 241H34L35 243H40V241H41V243H40V244H37L38 246H36L35 243L32 242V240L30 241V238H29V239L27 238L28 241H29L30 243H28L27 241H26L27 244L24 243V244H25V251L23 252L24 249H22V248L24 247V244H21V246H19V245L17 246V249H18V250H17V249H16V250L13 249V251L11 250V251L14 252V253H13V254H10V256H9V252H8V251H7V252H4V254H2V252H1L2 250H0V252H1V253H0V258H1L0 261L3 260L2 262H0V264H9V263H10V264H19V263H17V262H19L18 258L21 259V260H20V261H21V262H20L21 264H27L28 262H29V263H32V261H33V262H36V261H41V262H42V261H44V260H42V259H44V257H43V258L41 257V256H43L42 254H44L45 257L47 256L46 258H50V257H52V256L55 257V254H56V256H59L60 253H61V254H60L61 256H64V254L67 255L69 252H70V253L73 252V250H74V251H76V250H80V245H81V246H82V245H83V246L86 245L87 248H88V247H92V246L95 247V246H97V245L100 246V247H104V246L107 247V245H109V242H110V244H111L112 242L115 243V242H116L115 240H117V242H118L119 240H121L120 238L123 237L122 235H124V237H125L126 235L129 236L128 231L126 232V230H127V226H126V225H128V221H129V218L131 217L132 213L137 212V211H136V210H137V206L139 207V205H138V204H139V201L136 200V198H134V200H133L132 198H133V197H137V199H139L140 197H138V196H141V197H142V196H144L143 194H146V192H145V193H144V191L141 192V190H146V189H147V188H146V187H147V186H146V183H147V181H148V177H147V175H146L147 179H146V177H143L144 175H141V177H140L139 174H137L138 177H137L136 175H134ZM84 177H86V178H85L86 181H85ZM136 177H137V178H136ZM23 179H25V180H23ZM22 180L26 182V178H22ZM62 180H63V181H62ZM138 180H139V181H138ZM145 180H146V181H145ZM66 181H67V182H66ZM90 181H92L91 184L89 183ZM121 181H123V180H121ZM132 181H133V180H132ZM62 182H63V184H64L65 187H64V186H61V185H63ZM64 182H66L67 184L64 183ZM54 183H55V184H54ZM85 183H87V184H85ZM53 184L56 185L57 187L54 186L53 188H51V187L53 186ZM65 184H66L68 187H67ZM75 184H76V185H75ZM79 184H80V185H81V184H85V185H88V184H89V185H88V186H84L83 189H81V186H80ZM118 184H119L120 186H118ZM128 184H131V185H128ZM58 185H59V186H58ZM95 185H94V186H95ZM121 185H124V186L121 188L122 191H119ZM135 185H136V186H135ZM144 185H145V186H144ZM38 186H39V187H38ZM38 186H37L38 188L43 187V186H41V185H38ZM71 186H72V187H71ZM142 186H143V188H142ZM23 187H24V186H23ZM29 187H30V186L28 185V188H29ZM44 187H43V188H44ZM62 187H64V189H63ZM79 187H80V188H79ZM96 187H97V185H96ZM135 187H138V188L141 187L142 189H141V188H139V189L136 188V189H138V190L136 191V190H134ZM25 188H26V186H25ZM35 188H36V187H35ZM38 188H36V190H34L35 192L33 191L32 193H36V192H38V191H37ZM45 188H44V189L40 188V190L38 189L39 192L37 193V195H40V198H42V199H46V198H47V196H46V198H45V194L43 193V191L45 190ZM77 188H78V190H77ZM87 188H88L89 190H87ZM90 188H91V187H90ZM94 188H95V187L92 186V189H93V190H94ZM125 188H126V189H125ZM133 188H134V189H133ZM144 188H146V189H144ZM95 189H96V188H95ZM132 189H133V190H132ZM41 190H43V191H41ZM46 190H47V189H46ZM40 191H41V194H42V193L44 194L43 197H41L42 195L39 194ZM67 191H66V192H67ZM44 192H45V191H44ZM60 192H61V191H60ZM68 192H69V191H68ZM74 192H73V193H74ZM79 192H80V191H79ZM137 192H138V194H137L138 196H137L136 194H134V193H137ZM139 192L141 193V195L139 194ZM46 193H47V192H46ZM111 193H112V194H111ZM67 194H68V193H67ZM67 194H66V195H67ZM75 194H76V193H75ZM37 195L35 194V199L33 200V201H34L33 204H34V203L37 204V200H38V202H40V200L42 201V199H40L39 196H37ZM68 195H71V192H70ZM73 195H74V194H73ZM127 195H128V196L130 195L129 197L131 198V202H132V205H131V206H133V207L130 206V209H128V208H127V209L123 208L124 203H125V204H126V203L129 204V201H128V200H129L130 198H129ZM36 196H37L40 200L37 199ZM132 196H133V197H132ZM33 197H34V196H33ZM33 197H32V199H33ZM70 197H71V196H70ZM107 197H108V198H107ZM103 198H104V199H103ZM124 198H125V200H121V199H124ZM30 199H31V198H30ZM36 199H37V200H36ZM118 199H119V201H120L121 203H123L122 201H124L122 208L124 209L125 213L122 211L123 209L121 208L120 203L117 202V204H118L119 206H117V204H114L116 201H118ZM46 200H47V199H46ZM88 200H89V199H88ZM35 201H36V202H35ZM127 201H128V202H127ZM133 201H135V202H133ZM136 201H138V204H137ZM72 202H71V203H72ZM131 202H130V204H131ZM30 203L32 204V202H29V204H30ZM59 203H58V205H60ZM67 203H69V204H67ZM104 203H105V204H104ZM133 203H134V205H133ZM135 203H136L137 205H135ZM31 204H30V207H32V205H33V204H32V205H31ZM77 205H78L79 208L77 207ZM83 205H84V206H83ZM113 205H114V206H113ZM115 205H116L117 207H116ZM35 206H36V205H34L33 207H35ZM48 206L50 207V205H48ZM51 206H52V205H51ZM109 206H110L111 208H113V207L116 208L117 211H115L114 208H113L112 210H110ZM126 206H128V205L126 204L124 207H126ZM134 206H135V208H134ZM80 207H81V208H80ZM106 207L109 208V211H108V209H107ZM82 208H83V209H82ZM100 208L102 209V211H101ZM131 208L133 209V210L131 211V213H130V214L127 213L128 211L131 210ZM75 209H76V210H75ZM77 209L80 211V214H81V215L79 214V212H76ZM106 209H107V210H106ZM119 209H120V210H119ZM138 209L141 210V208H138ZM83 210H84L86 213H88V214L85 215V212H84ZM104 210H106V213H108V214H110V215H111V213H112V214H113V217L116 216V217H115L116 219L113 218V221H112V216H110V215H108L107 218H106V215H107V214L104 212ZM127 210H128V211H127ZM99 211L102 212V214H101ZM114 211H115V213H114ZM119 211H120V213H119ZM121 211H122L123 213H122ZM126 211H127V212H126ZM83 212H84V214H83ZM138 212H139V211H138ZM77 213H78V214H77ZM90 213H92V214H90ZM118 213L121 214V215H118ZM105 214H106V215H105ZM99 215H100V216H104L106 220L102 219ZM129 215H130V216H129ZM109 216H110V217H109ZM117 216H118V218H117ZM77 217H78V216H77ZM79 217H78V218H79ZM98 217H99V218H98ZM108 217H109V218H108ZM100 218H101V219H100ZM121 218H122V219H121ZM124 218H125V219H124ZM97 219H98V223L102 225L103 229H106V230H104V231H105V234H104V231H103V230H100V231L98 230V227H100V225L97 223ZM99 219H100V220H99ZM109 219H111V220H110L111 222H114V221L116 222V221H117L116 223H117L118 225H116V224H114V223H111V224H110L109 221L107 222V220H109ZM117 219H118V220H117ZM55 220H56V222H55ZM101 220H102V222H101ZM123 220H124V221H123ZM53 221H54V223H53ZM62 221H63V222H62ZM78 221H79L80 223H78ZM95 221H96V222H95ZM99 221H100V222H99ZM104 221H106V222L104 223ZM119 221H121V222H120L121 224L119 223ZM122 221H123V222L126 221V222L123 223ZM57 222H58V223H61V222H62V223H65V224H64V225H63V224H57ZM81 222H82V223H81ZM55 223H56V225H58L59 227L62 226V227H60V228H63V227H64L63 230H61L58 226H56ZM75 223H76V224H75ZM95 223H96V224H95ZM103 223H104V224H103ZM53 224L55 225L54 227H55L56 229H55L54 227H53V229H52V225H53ZM66 224H67V225H66ZM78 224H80L82 228L80 227V225L78 226ZM83 224H85V226H83ZM89 224H92V225H89ZM106 224H107V225H106ZM113 224H114V227L117 226V227H115V228H116V229L118 228V229H117L118 231L120 230V231L118 232V231H116L114 228H112V230H114L113 232H114L115 234L112 232L111 227H110V226L113 227ZM65 225H66V226H65ZM88 225H89V231L87 232V230H88V229H87V230H85V231H86V233H85L83 227H86V226H87V228H88ZM95 225H96L97 227H95ZM108 225H109V227H108ZM119 225H121L122 227L119 228V227H120ZM124 225H125V226H124ZM91 226H94L95 229H92ZM123 226L125 227L126 230H125V229H122V228H124ZM66 227H67L68 229H67ZM74 227H75V228H74ZM77 227H78V228H77ZM79 227H80V228H79ZM94 227H93V228H94ZM102 227H101V229H102ZM104 227H105V228H104ZM58 228H59V229H58ZM69 228H72V229H74V230H72V229L69 230ZM90 228H91V229H90ZM17 229H18V230H17ZM57 229H58L59 231H57ZM76 229H77L78 231H77ZM79 229H80V230L83 229V230H82L83 235H82V232H81V231L79 232ZM99 229H100V228H99ZM107 229H108V230H107ZM109 229H110V231H109ZM55 230H56V231H55ZM68 230H69V231H68ZM91 230H92V232H91ZM95 230H96V231H95ZM97 230H98V231H97ZM123 230L125 231V233H124ZM24 231H25V232H24ZM42 231H43V232H42ZM60 231H62V232H60ZM63 231H65V233H66V231H67V233H66V234L64 233V235H63ZM94 231H95L96 234L94 233ZM101 231H102V232H101ZM106 231H107V233H106ZM108 231H109V232H108ZM121 231H122V232H121ZM18 232H20V234H19ZM22 232H23V233H22ZM27 232H28V234H24V233H27ZM56 232H58V233L60 232L61 234H60V233L58 234V233H56ZM100 232H101V233H100ZM110 232H111V235H109ZM116 232H117V233H120V234H116ZM43 233H44V235H43ZM45 233H46V234H45ZM80 233H81V234H80ZM84 233H85V234H84ZM17 234L14 235V236H12V237H13V238H14V237L16 238ZM91 234H92V235H91ZM98 234L103 235V236H101L102 238H100V235H98ZM112 234H113V235H112ZM121 234H122V235H121ZM23 235H22V236H23ZM35 235H36V234H35ZM37 235H38V233H37ZM39 235H40V234H39ZM79 235H80V236H79ZM96 235H97L98 237H96ZM105 235H107V236H105ZM108 235H109V236H108ZM116 235H117V236L119 235V238H118ZM18 236H17V237H18ZM20 236H21V235H20ZM59 236H61V237H59ZM78 236H79V238L77 239ZM56 237H57V239H56ZM63 237H64V238H63ZM82 237H83V238H82ZM124 237H123V238H124ZM15 238H14V239H15ZM48 238H49V239L52 238V239H50V241H49ZM85 238H86V239H85ZM117 238H118V239H117ZM125 238H126V239H125ZM125 238L123 239L124 241H122V243H125L126 245H125V244L123 245L122 243H118L119 245L115 244L116 247L118 248V250L124 251V250H126V249L128 248V239H129V238H128V237H125ZM44 239H45V240H44ZM80 239H82V240H80ZM83 239H84L85 242L83 241ZM35 240H36L37 242H36ZM51 240H52V241H51ZM2 241H4L3 238H2ZM53 241H54V242H53ZM82 241H83L84 244L82 243ZM0 242H1V241H0ZM31 242H32V243H31ZM56 242H57V243H56ZM58 242H59V243H58ZM79 242H80V243H79ZM119 242H121V241H119ZM3 243H4V242H1V243H0V244H1V245H0V248H1V246L3 245ZM77 243H78L79 245H78ZM81 243H82V244H81ZM87 243H88V244H87ZM107 243H108V244H107ZM113 243L111 244L110 247H108V251H109V253H110V250H111L113 253H115V251H116V250H115V249H116V248H115V245H114ZM29 244H31V245H29ZM32 244H34L35 246H33ZM41 244H43V245H41ZM74 244H76V245H74ZM103 244H104V246H102ZM22 245H23V246H22ZM26 245H27L28 247H27ZM39 245L41 246V249H40ZM89 245H90V246H89ZM112 245H114V247H112ZM120 245H121V246H120ZM43 246H44V247H43ZM74 246H75V247H74ZM77 246L79 247V249H78ZM83 246L81 247L82 249L86 248L85 246H84V248H83ZM98 246H97V247H98ZM122 246H124V247H122ZM20 247H21V248H20ZM26 247H27L28 249H27ZM29 247H31V249H30ZM33 247H34V248H33ZM76 247H77V249L75 250ZM106 247H105V249L107 250ZM111 247H112V248H111ZM119 247H120V248H119ZM125 247H126V248H125ZM32 248H33V249H32ZM42 248H43V249H42ZM71 248H72V249H71ZM114 248H115V249H114ZM1 249H2V248H1ZM19 249H20V250H19ZM35 249H36V250H39V251L36 252ZM26 250H27V251H26ZM32 250H33V251H32ZM246 250H247V252H248L249 249H246ZM21 251H22V252H21ZM31 251H32V252H31ZM34 251H35V252H34ZM40 251H41V252H40ZM244 251H245V250L242 251V250H239V249H238V250H236L235 252L232 253L231 259H232V261H233V264H262V263H264V256L262 257V255H261V257H262V259H263V260H262L261 257H260V253L258 254V255H259V256H258V255H257L258 252H256V253L254 254L253 252H252V253H251V252H250V253H249V252L247 253L246 251H245V252H244ZM249 251H250V250H249ZM15 252H16V253H15ZM25 252H26V253H25ZM27 252H28V253L31 252V253H29L30 255H28ZM38 252H40V253H38ZM62 252H64V254H63ZM112 252H111V253H112ZM243 252H244V253H243ZM7 253H8V254H7ZM10 253H11V252H10ZM33 253H34V254L37 253V254H36L37 257H33V256H34ZM41 253H42V254H41ZM113 253H112V254H113ZM1 254H2V255H1ZM14 254H16V256H14ZM18 254L20 255V257H19ZM31 254H32V256H31ZM3 255H4V256H3ZM5 255H6V257H5ZM7 255H8V257H7ZM11 255H12V257H11ZM21 255H22V256L26 255V256H24V257L22 258ZM36 255H35V256H36ZM50 255H52V256H50ZM29 256H30V257H29ZM49 256H50V257H49ZM3 257H4V258H3ZM28 257H29V259H30L31 257H33V258H31L32 260H31V259L29 260ZM7 258L10 259V261H9ZM12 258H14V260L11 261ZM26 258H27V259H26ZM36 258H37L38 260H37ZM4 259H5V260H4ZM15 259H16L17 261H16ZM23 259H24V260H23ZM33 259H34V260H33ZM6 260H7V262H5ZM26 260H28L27 263H23V262H26ZM15 261H16V263H15ZM22 261H23V262H22ZM48 261H49V260H48ZM48 261H47V260L45 261L46 264H47Z\"/></svg>","mask_w":264,"mask_h":264}]
</instances>
